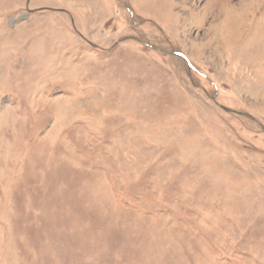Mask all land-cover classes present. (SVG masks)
I'll return each mask as SVG.
<instances>
[{
    "label": "rangeland",
    "instance_id": "rangeland-1",
    "mask_svg": "<svg viewBox=\"0 0 264 264\" xmlns=\"http://www.w3.org/2000/svg\"><path fill=\"white\" fill-rule=\"evenodd\" d=\"M0 264H264V0H0Z\"/></svg>",
    "mask_w": 264,
    "mask_h": 264
}]
</instances>
